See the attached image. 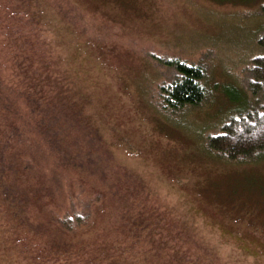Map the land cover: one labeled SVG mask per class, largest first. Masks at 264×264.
<instances>
[{"label":"rangeland","instance_id":"rangeland-1","mask_svg":"<svg viewBox=\"0 0 264 264\" xmlns=\"http://www.w3.org/2000/svg\"><path fill=\"white\" fill-rule=\"evenodd\" d=\"M71 2L101 30L105 42L104 48L94 47L57 19L43 26L50 53L93 128L91 136L84 123L78 125L74 150L80 146L95 151L96 170L108 180V216L85 240L112 241L121 232L125 215L115 193L136 202L138 194H148L172 218L194 226L231 264H264V159L230 163L210 154L203 139L205 127L229 107L224 89L234 82L243 85V59L252 42L250 31L264 22V15L257 13L264 0ZM155 57L207 65L218 86L199 108L163 112L152 101ZM49 166L55 168L54 162ZM90 177L88 189L104 188L102 178ZM44 220L35 217L31 223L58 239ZM3 227L0 264L41 263L26 246L30 238ZM17 237L15 245L11 239Z\"/></svg>","mask_w":264,"mask_h":264},{"label":"trees","instance_id":"trees-1","mask_svg":"<svg viewBox=\"0 0 264 264\" xmlns=\"http://www.w3.org/2000/svg\"><path fill=\"white\" fill-rule=\"evenodd\" d=\"M258 12L264 15V5ZM56 19L88 44L105 47L104 34L71 0H0V228L8 225L6 232L30 238L26 246L40 264H231L148 194H138L136 202L115 193L125 215L121 232L112 241L85 240L108 216V180L96 170L95 151L74 150L78 125L84 123L91 136L93 128L43 36V26ZM249 39L243 85L224 89L229 107L205 127L203 138L210 154L236 164L264 159V22ZM155 59L152 101L163 112L199 108L218 86L207 65ZM90 176L102 178L104 188L88 189ZM35 217L53 226L58 239L35 227Z\"/></svg>","mask_w":264,"mask_h":264}]
</instances>
